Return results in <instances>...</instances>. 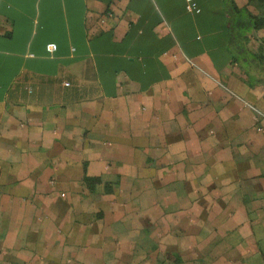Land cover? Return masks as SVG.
Returning <instances> with one entry per match:
<instances>
[{"label": "crops", "instance_id": "obj_1", "mask_svg": "<svg viewBox=\"0 0 264 264\" xmlns=\"http://www.w3.org/2000/svg\"><path fill=\"white\" fill-rule=\"evenodd\" d=\"M196 1L0 0V264H264V84Z\"/></svg>", "mask_w": 264, "mask_h": 264}, {"label": "trees", "instance_id": "obj_2", "mask_svg": "<svg viewBox=\"0 0 264 264\" xmlns=\"http://www.w3.org/2000/svg\"><path fill=\"white\" fill-rule=\"evenodd\" d=\"M258 4L264 0H249ZM235 14L231 21L230 48L237 62L245 71L251 85L264 84V53H253L246 44L249 41V34L257 29L264 28V14L255 16L247 8H239L233 0L230 4Z\"/></svg>", "mask_w": 264, "mask_h": 264}, {"label": "built area", "instance_id": "obj_3", "mask_svg": "<svg viewBox=\"0 0 264 264\" xmlns=\"http://www.w3.org/2000/svg\"><path fill=\"white\" fill-rule=\"evenodd\" d=\"M187 1V11L189 13H199L201 11V7L197 3L196 0H186ZM47 50L51 53L55 52L57 50V44L56 43H50L47 45Z\"/></svg>", "mask_w": 264, "mask_h": 264}]
</instances>
